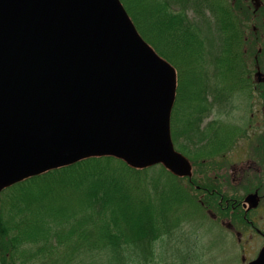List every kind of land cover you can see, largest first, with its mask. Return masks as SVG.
I'll return each mask as SVG.
<instances>
[{"label":"trees","instance_id":"1","mask_svg":"<svg viewBox=\"0 0 264 264\" xmlns=\"http://www.w3.org/2000/svg\"><path fill=\"white\" fill-rule=\"evenodd\" d=\"M120 1L142 37L176 70L174 147L191 162L217 154L229 142L227 131L219 123L210 129L214 122L200 129L209 114L204 105L193 112L184 107L195 96L206 100L207 63L221 74L233 70L235 60L264 55V0ZM192 74L201 83L188 99ZM231 101L222 105L231 109ZM157 165L136 168L111 155L89 156L3 187L0 264H202L185 233L178 242L184 250L171 261L158 250L197 208L178 182L184 176Z\"/></svg>","mask_w":264,"mask_h":264},{"label":"water","instance_id":"2","mask_svg":"<svg viewBox=\"0 0 264 264\" xmlns=\"http://www.w3.org/2000/svg\"><path fill=\"white\" fill-rule=\"evenodd\" d=\"M175 87L120 0H0V189L101 155L190 175L170 135Z\"/></svg>","mask_w":264,"mask_h":264},{"label":"rangeland","instance_id":"3","mask_svg":"<svg viewBox=\"0 0 264 264\" xmlns=\"http://www.w3.org/2000/svg\"><path fill=\"white\" fill-rule=\"evenodd\" d=\"M251 52L255 53V50ZM244 60L245 62L242 63H239V60H235L234 69L229 71L224 68L221 70V74L214 71L212 64L207 63L206 66L207 76L205 81L208 82L206 84L210 85V87H212L211 84L218 87L209 89V91H221V95L229 97L233 104L231 109L223 106L224 110L222 111L224 113H220L218 108L221 109L222 104L220 106L219 103L218 108L215 107L211 112V107L215 104L214 100L210 99V95L206 96V100L201 103L195 96L193 98L195 99L194 104H192V100H187L188 106L185 105L184 107V111L188 109L193 112V109L196 108L195 110L198 111L197 109L204 105L209 114L203 118L200 129H203L208 123L214 122L210 128L212 129L219 122V125H222V131H227L230 143H226L225 148L231 149L228 152L225 148L222 150L226 154L228 153L229 163L241 158H247L251 155L249 153L253 154L256 149L259 150L256 152L258 154L264 148L262 141L259 140L258 136L256 137V134L264 135V55H257L255 59L247 56ZM192 77L194 78L193 88L189 87L188 99H192V95L197 91L196 85L201 83L199 76L196 77V75L192 74ZM182 104L180 103L178 106L179 113L183 111ZM177 125L178 127L181 125L179 117ZM244 134H255V141H252L254 143L251 142L250 151H247L248 146L242 145V140L238 141V138H242ZM220 154L221 151L217 152V154L206 156L204 160H193L191 162L195 185L209 183V174L211 176H222L226 169L222 165L224 158L220 157ZM158 166L163 167V164L159 163ZM178 182L190 193L194 201V208L197 209L196 212H192L191 215L185 218V221L181 223V229L174 231V237L158 242V250L162 256H168L167 259L171 261L170 256L172 253L176 252V250L178 252L181 251V248L184 250V245L182 244L180 247L178 242L182 239L180 235L185 233L184 235H190L195 240V243L192 241L189 246L196 252L197 263L247 264L248 260L255 256L263 239L254 235L250 240L251 242H248L250 238L248 237L247 239L248 235H243L241 239L235 232L227 231L222 218L211 219L210 215L215 212L211 210L213 204L208 203V200L205 199V193L198 190L194 184L191 185L189 177H182ZM233 229L237 231L236 227ZM189 246L187 248H190ZM242 257H244L243 261Z\"/></svg>","mask_w":264,"mask_h":264},{"label":"flooded vegetation","instance_id":"4","mask_svg":"<svg viewBox=\"0 0 264 264\" xmlns=\"http://www.w3.org/2000/svg\"><path fill=\"white\" fill-rule=\"evenodd\" d=\"M211 85V89L218 88L213 86V84ZM220 92L210 90L206 94V96L210 95L211 100H214L215 105L211 107V112L215 107L218 108L219 103L220 105L223 104V101L227 98L221 95ZM222 110H224L223 107L221 109L218 108L220 113H224ZM257 136L264 147V135L256 134ZM241 140L242 145L248 146L247 151H250V147L254 143L252 141H255V134H244L242 138H238V141ZM225 149L228 152L231 148ZM220 151V157L224 158L222 165H224L226 171L222 173V176H211L209 174V183H206L205 187L200 184L195 185V187L201 191L204 189L205 199L208 200V203L213 204L211 210L215 213L210 215L212 220L218 217L222 218L227 231L235 232L241 239L243 235H248L247 239L250 237L248 242H251L250 240L254 235L263 239L255 256L248 260L249 263L257 257L264 246V148L258 154L256 152L259 150L256 149V152L253 154L250 152L249 154L251 155L247 158H241L232 163H229L228 153L226 154L223 150ZM190 177H194L193 171ZM234 227L237 228V231L233 229ZM243 260L244 257H242Z\"/></svg>","mask_w":264,"mask_h":264}]
</instances>
